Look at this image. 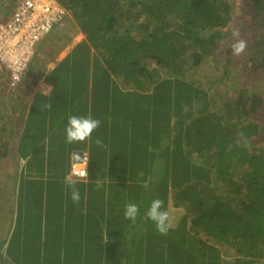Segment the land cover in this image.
I'll use <instances>...</instances> for the list:
<instances>
[{
	"label": "crops",
	"instance_id": "0c3cea01",
	"mask_svg": "<svg viewBox=\"0 0 264 264\" xmlns=\"http://www.w3.org/2000/svg\"><path fill=\"white\" fill-rule=\"evenodd\" d=\"M61 32L40 42L16 87L0 66V264H264V240L244 252L207 240L175 200L174 167L190 146L173 83L169 93L157 91L163 78L143 85L113 74L81 30ZM89 113L99 128L67 143L68 117ZM84 157L86 177L72 175ZM66 177L78 181L79 203ZM156 198L170 214L167 235L146 216ZM128 202L139 206L135 222L124 216Z\"/></svg>",
	"mask_w": 264,
	"mask_h": 264
},
{
	"label": "trees",
	"instance_id": "16d2710c",
	"mask_svg": "<svg viewBox=\"0 0 264 264\" xmlns=\"http://www.w3.org/2000/svg\"><path fill=\"white\" fill-rule=\"evenodd\" d=\"M58 1L113 74L140 76L143 85L163 78L157 91L169 93L166 82L173 83L178 124H186L190 146L184 166L174 167L180 188L175 200H184L191 229L201 228L207 240L240 252L256 249L264 240V121L259 120L264 112L258 114L263 99L226 96L216 108L209 88L188 75L220 64L224 78L238 60L231 47L235 30L226 31L233 21V0ZM245 5L251 22L264 14V0H246ZM7 10L0 7L2 13ZM251 29L245 62L264 72V33L254 24Z\"/></svg>",
	"mask_w": 264,
	"mask_h": 264
},
{
	"label": "built area",
	"instance_id": "2783aa9c",
	"mask_svg": "<svg viewBox=\"0 0 264 264\" xmlns=\"http://www.w3.org/2000/svg\"><path fill=\"white\" fill-rule=\"evenodd\" d=\"M70 23L68 9L58 0H18L0 14V66L9 72L10 85H17L42 40ZM71 174L87 175V158L71 164Z\"/></svg>",
	"mask_w": 264,
	"mask_h": 264
},
{
	"label": "rangeland",
	"instance_id": "374dc122",
	"mask_svg": "<svg viewBox=\"0 0 264 264\" xmlns=\"http://www.w3.org/2000/svg\"><path fill=\"white\" fill-rule=\"evenodd\" d=\"M15 1L12 0H0V7L2 9H8ZM233 8H232V16L233 21L231 22V26L226 28V31L235 30L239 31L240 37L246 41V50L243 53H250L251 48H249L250 43L247 38L249 34L254 33L251 29V25L254 24V29L264 33V14L259 15L257 19L251 22L248 16L245 14L247 11V6L245 5L246 0H233ZM1 13V12H0ZM78 30L74 19L70 15V23L65 30V33L61 32L57 33L60 36V39H63V36H67L75 33ZM237 38H235L236 41ZM238 60L234 64L230 66V71L226 77L222 78V66L219 64L218 69H216V65H207L204 70H194L192 69L189 72V77L192 80H201L204 83V87L209 88V96L214 101L215 107L219 108L221 103L225 101V97L236 98L239 95H249V94H257L259 97L263 99V107L259 110V115L263 111L264 112V72H256L252 68L250 62L246 63V58L244 54L237 56ZM214 64L216 61H213ZM1 75V74H0ZM3 76V75H2ZM0 76V83L5 78L4 76ZM1 91V88H0ZM3 103V102H2ZM236 121V118L234 119ZM238 120V119H237ZM259 120L264 121V115H260ZM3 151V150H2ZM3 165V164H2ZM5 165L2 166V171H4ZM4 174L0 171V186L4 187L2 184V179L4 178ZM6 183V182H3ZM0 187V193L2 199H5L4 193L5 188ZM4 189V190H2ZM1 249V248H0ZM2 251L0 250V253ZM134 264V263H132Z\"/></svg>",
	"mask_w": 264,
	"mask_h": 264
},
{
	"label": "clouds",
	"instance_id": "9594fccd",
	"mask_svg": "<svg viewBox=\"0 0 264 264\" xmlns=\"http://www.w3.org/2000/svg\"><path fill=\"white\" fill-rule=\"evenodd\" d=\"M233 35L237 38L232 44V52L235 56H240L246 49V41L240 37L239 31H235ZM44 107L50 108L51 105H45ZM102 121L97 118H93L92 114L89 113L85 116L70 115L68 117L67 126L65 128L66 142L69 144L75 142H84L89 140L92 133L99 128ZM96 144L99 147H105L103 141L100 138L96 139ZM75 158H79L78 154ZM78 181L71 177L65 178V184L71 189V199L74 203H79L81 196L80 191L76 187ZM124 216L126 219H130L135 222L139 214V206L136 203L128 202L124 206ZM148 219L154 222L156 230L161 235H167L172 224L170 220V214L164 209V201L160 198L154 199L149 208L146 211Z\"/></svg>",
	"mask_w": 264,
	"mask_h": 264
}]
</instances>
